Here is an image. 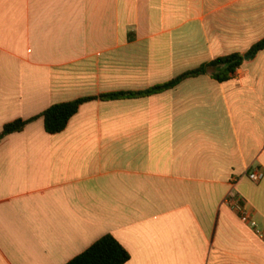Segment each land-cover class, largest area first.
Returning <instances> with one entry per match:
<instances>
[{
    "label": "crops",
    "instance_id": "1",
    "mask_svg": "<svg viewBox=\"0 0 264 264\" xmlns=\"http://www.w3.org/2000/svg\"><path fill=\"white\" fill-rule=\"evenodd\" d=\"M264 0H0V264H68L105 236L127 264H264ZM260 171L254 183L249 174ZM236 194L253 227L226 201Z\"/></svg>",
    "mask_w": 264,
    "mask_h": 264
},
{
    "label": "trees",
    "instance_id": "2",
    "mask_svg": "<svg viewBox=\"0 0 264 264\" xmlns=\"http://www.w3.org/2000/svg\"><path fill=\"white\" fill-rule=\"evenodd\" d=\"M263 50L264 39L250 50L248 56L255 57ZM245 58L246 56L233 54L203 65L195 71L189 72L166 85L156 87L148 92L139 94L105 95L100 97V99L102 101H111L147 97L173 89L185 79L197 78L203 75H209L218 82L225 83L235 77L237 71L245 62ZM94 100L95 99H84L70 103L57 104L49 108L38 118L29 121L19 120L8 124L0 134V141L6 136L23 132L29 124L38 119H43L45 130L48 134H61L66 130L69 122L78 114L80 107L83 104ZM130 259V255L124 247L113 236L108 235L100 239L87 251L73 259L68 264H127Z\"/></svg>",
    "mask_w": 264,
    "mask_h": 264
},
{
    "label": "built area",
    "instance_id": "3",
    "mask_svg": "<svg viewBox=\"0 0 264 264\" xmlns=\"http://www.w3.org/2000/svg\"><path fill=\"white\" fill-rule=\"evenodd\" d=\"M249 179L254 183H259L263 179V174L260 171L250 173ZM226 203L240 212L241 218L244 222L250 223L253 227H256V223L251 220L249 211L242 206L241 200L236 194L231 193L227 198Z\"/></svg>",
    "mask_w": 264,
    "mask_h": 264
},
{
    "label": "water",
    "instance_id": "4",
    "mask_svg": "<svg viewBox=\"0 0 264 264\" xmlns=\"http://www.w3.org/2000/svg\"><path fill=\"white\" fill-rule=\"evenodd\" d=\"M250 58H251V56H247L245 59H246V60H249Z\"/></svg>",
    "mask_w": 264,
    "mask_h": 264
}]
</instances>
